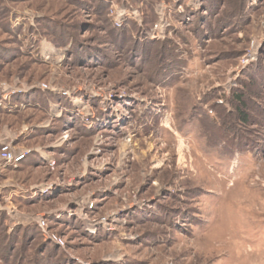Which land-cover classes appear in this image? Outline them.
<instances>
[{"label":"rangeland","instance_id":"rangeland-1","mask_svg":"<svg viewBox=\"0 0 264 264\" xmlns=\"http://www.w3.org/2000/svg\"><path fill=\"white\" fill-rule=\"evenodd\" d=\"M251 78L264 0H0V264H264Z\"/></svg>","mask_w":264,"mask_h":264},{"label":"trees","instance_id":"trees-1","mask_svg":"<svg viewBox=\"0 0 264 264\" xmlns=\"http://www.w3.org/2000/svg\"><path fill=\"white\" fill-rule=\"evenodd\" d=\"M264 81H255L251 78L247 83L242 84L243 89H238L231 95L232 101L235 103V111L237 120L246 124L251 120V112L253 109L251 98L256 91H260Z\"/></svg>","mask_w":264,"mask_h":264},{"label":"built area","instance_id":"built-area-1","mask_svg":"<svg viewBox=\"0 0 264 264\" xmlns=\"http://www.w3.org/2000/svg\"><path fill=\"white\" fill-rule=\"evenodd\" d=\"M4 153H3V157L5 159H7L8 161H13L14 164L20 162V160L23 158V154L19 153V154H11L10 152H6L7 148H3Z\"/></svg>","mask_w":264,"mask_h":264},{"label":"bare ground","instance_id":"bare-ground-1","mask_svg":"<svg viewBox=\"0 0 264 264\" xmlns=\"http://www.w3.org/2000/svg\"><path fill=\"white\" fill-rule=\"evenodd\" d=\"M164 126H169L167 123H164ZM171 129V128H170ZM175 134V133H174ZM176 138H177V136H176Z\"/></svg>","mask_w":264,"mask_h":264}]
</instances>
